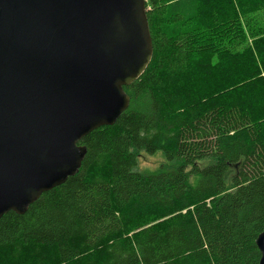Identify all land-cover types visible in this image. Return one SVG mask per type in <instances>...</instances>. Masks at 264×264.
Wrapping results in <instances>:
<instances>
[{
    "label": "trees",
    "instance_id": "obj_1",
    "mask_svg": "<svg viewBox=\"0 0 264 264\" xmlns=\"http://www.w3.org/2000/svg\"><path fill=\"white\" fill-rule=\"evenodd\" d=\"M153 59L79 172L0 219V264H260L264 21L147 0ZM171 167L139 172L141 153ZM210 163L203 165V162Z\"/></svg>",
    "mask_w": 264,
    "mask_h": 264
},
{
    "label": "water",
    "instance_id": "obj_2",
    "mask_svg": "<svg viewBox=\"0 0 264 264\" xmlns=\"http://www.w3.org/2000/svg\"><path fill=\"white\" fill-rule=\"evenodd\" d=\"M147 0H0V219L75 176L153 59ZM264 264V231L257 238Z\"/></svg>",
    "mask_w": 264,
    "mask_h": 264
},
{
    "label": "rangeland",
    "instance_id": "obj_3",
    "mask_svg": "<svg viewBox=\"0 0 264 264\" xmlns=\"http://www.w3.org/2000/svg\"><path fill=\"white\" fill-rule=\"evenodd\" d=\"M199 24L206 25L216 19L226 17L230 14L231 8H236L240 14H246L255 10V8H264V0H199ZM257 14V15H256ZM254 15L258 20L264 21V11L256 12ZM210 163L203 162V165ZM166 161L162 152L149 156L146 153H141L138 158L137 171L139 172H157L162 167H171Z\"/></svg>",
    "mask_w": 264,
    "mask_h": 264
}]
</instances>
